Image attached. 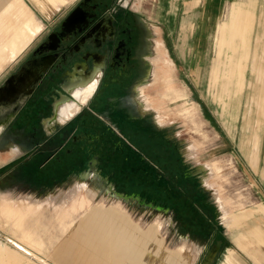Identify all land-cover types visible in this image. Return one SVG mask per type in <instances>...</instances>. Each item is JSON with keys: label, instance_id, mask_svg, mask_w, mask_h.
Instances as JSON below:
<instances>
[{"label": "rangeland", "instance_id": "rangeland-1", "mask_svg": "<svg viewBox=\"0 0 264 264\" xmlns=\"http://www.w3.org/2000/svg\"><path fill=\"white\" fill-rule=\"evenodd\" d=\"M24 1L43 23V28L51 26L74 2L70 0L48 17L37 1ZM139 1L153 3L152 17L158 27L156 39L163 40L165 51L175 62L173 80L177 88L183 87L187 92L183 100L197 106L199 118L203 120L199 130L193 129L185 118L175 116L174 108L183 100L163 99L159 94L160 83H152L143 94L146 93L145 97L152 107L159 109L168 128L177 134L185 160L202 169L197 174L204 191L197 189L193 182L195 191L189 195V205L187 200L180 201L177 213L161 211L155 208L159 204L156 201L148 202L139 196L133 198L134 194L127 198L111 195L110 189L95 177L82 181L69 178L60 184L56 180L37 182L22 172L16 163L1 166L11 156L3 155L0 156V242L10 246L6 241L11 239L48 264H190V255H187L189 245L185 242L189 241L198 251L193 264H199L207 248L220 239L221 246L211 264H228V256L233 252L242 264H257L236 246L233 235L239 229L244 231L255 223L261 224L264 219L251 217L239 229L232 230L227 226L234 223V213L252 209L257 202L264 203V180L257 168L244 162L245 156L238 147L240 120L228 133L211 109L205 93L209 63L214 54L216 25L232 0H197V4L189 9L184 8L185 3L193 0ZM261 1L263 4L257 26L259 35L254 42L253 56L246 61L244 90L238 99L240 113L248 116L244 119L245 130L251 133L252 119L256 121L264 107V0ZM185 21H191L195 29L200 25L205 29L206 52L192 49L194 36L187 45L181 42L178 28ZM246 47L251 55V47ZM197 54L205 55L201 67L192 63V55L197 57ZM5 57L0 58V68L4 65L0 69V76L12 62L9 55ZM162 59L160 47L159 56L154 60L159 61L158 67L163 65H160ZM260 134L258 162L263 168L264 122ZM123 156L120 160H123ZM213 160L222 161L221 172L218 173L211 163ZM228 161L232 162L231 166L226 164ZM177 168L181 180L185 171L181 158ZM127 169L125 167L124 172H128ZM179 184V195L181 188L186 194L184 182ZM118 187L120 191L127 188L131 193L145 190L128 183ZM204 224L207 225L206 231L200 232L194 228ZM7 236L10 238L6 240ZM23 238H27L29 243L22 241ZM250 247L259 248L264 253L261 244L251 243ZM35 258L24 255L19 264H42ZM5 259L0 264H8Z\"/></svg>", "mask_w": 264, "mask_h": 264}, {"label": "flooded vegetation", "instance_id": "flooded-vegetation-1", "mask_svg": "<svg viewBox=\"0 0 264 264\" xmlns=\"http://www.w3.org/2000/svg\"><path fill=\"white\" fill-rule=\"evenodd\" d=\"M152 7L139 0H74L40 29L26 46L28 67L0 98V156L11 155L1 166L16 163L42 183L95 177L115 197L134 194L174 213L180 201L190 204L193 182L204 191L202 169L185 160L177 134L143 94L159 81ZM70 103L74 111L60 113ZM8 110L13 114L6 121ZM180 182L186 190L181 196ZM127 183L145 190L120 191L118 185Z\"/></svg>", "mask_w": 264, "mask_h": 264}, {"label": "crops", "instance_id": "crops-1", "mask_svg": "<svg viewBox=\"0 0 264 264\" xmlns=\"http://www.w3.org/2000/svg\"><path fill=\"white\" fill-rule=\"evenodd\" d=\"M35 1L41 5L43 12H45L48 17H51L56 10L70 0ZM196 4L197 0L187 1L184 8L189 9ZM262 4L263 1L261 0H232L229 3V7L223 18L216 25L213 37L214 54L209 63L205 93L211 105V109L228 133L235 126L236 121L238 119L240 120L238 147L245 156L243 157L244 162L247 161L250 165L257 168L261 173L260 176H262L264 180V167L261 168L260 162H258V149L260 148L261 137L260 129L264 122V107L262 113L257 115V120L255 121L252 119L251 126L253 131L251 133V131L248 132L245 130L246 121L244 122V119H246V117L248 118V116L243 115V112L242 114L240 113V106L238 104L239 95L244 90L243 80L247 67H245L246 61L250 56H253L254 42L259 35L257 33V26L259 25L258 22ZM42 27L43 23L24 0H0V58H6L5 56L8 55L12 58L9 68L0 76V98L10 93L12 86H14L16 82L15 75L28 67V60L25 59V55L27 54L26 46ZM178 29L180 31V40L182 43L186 42L187 45V42L191 41L194 36L193 42L195 43H192V49L198 52L200 50V52L207 50L205 29L201 25L195 29L191 21H185ZM194 29L195 33L193 34ZM159 46L162 47L163 57L160 63V65H163L160 66L158 74V84L160 83L159 94L163 99H168L170 101L183 100L187 96V92H185L183 87L177 88L173 80L175 62L165 51L163 40H159ZM246 46L251 47V55ZM192 56V63L197 67H201L205 55L197 54V57H195V55ZM200 59H202L201 62ZM191 66L193 67V64H191ZM169 69L172 70L170 71ZM258 81H256L258 83L257 85H259ZM173 112L175 116L179 115L185 118L187 122H190L193 129L199 130V124L203 120L199 118L195 103H187V101L183 100L181 103L176 104ZM3 113L4 111L1 110L0 116H2ZM7 114L9 118H6V121H9L13 113L11 110H8ZM252 117L254 118V115H252ZM4 118L5 117L2 116L0 120ZM255 124H257L256 128ZM211 163L215 165L218 173L223 170L222 161L219 163L217 160H213ZM226 164L231 166L232 162L228 161ZM259 216L264 219L263 202H257L252 209L234 213L232 216L234 218V223L227 227L232 230L235 228L239 229L241 225L247 223L249 218H257ZM233 236L234 243L245 255L257 264H264L263 251L259 248L250 247L251 243L264 246V220L261 224L255 223L244 231L239 229ZM7 238L10 237L7 236L6 240ZM6 242H9L11 244L10 246L16 250L13 243L8 240ZM185 242L189 245L187 255H190V264H193L198 251L192 242ZM20 252L23 253V251ZM236 256L234 252L230 253L227 263L242 264L238 261L239 258ZM191 258H193L192 261Z\"/></svg>", "mask_w": 264, "mask_h": 264}, {"label": "bare ground", "instance_id": "bare-ground-1", "mask_svg": "<svg viewBox=\"0 0 264 264\" xmlns=\"http://www.w3.org/2000/svg\"><path fill=\"white\" fill-rule=\"evenodd\" d=\"M77 93V92H76ZM74 107L75 105L73 103H70V104H67L66 106H64L60 113L62 114H65V115H68L70 113H72L74 111ZM28 237V236H27ZM10 241L11 243H13V245L16 247V250L11 247V246H8L6 243H0V261L4 259V257L7 259V262L8 264H19L21 258L27 254V255H32V253L25 247V246H22L20 245L19 243L17 242H13L11 239L8 240ZM24 242L26 243H29V240L27 238H23ZM34 248V247H33ZM20 251H23L20 252ZM34 257H36L35 255H32ZM39 257V256H38ZM3 258V259H2ZM25 258V257H24ZM37 258V257H36ZM5 259V260H6ZM38 259V258H37ZM4 260V261H5ZM39 261H41L43 264H48V262H46L45 260H41V259H38ZM25 263H26V260H25ZM32 263V262H31ZM22 264V263H21ZM24 264V263H23ZM30 264V263H29Z\"/></svg>", "mask_w": 264, "mask_h": 264}, {"label": "water", "instance_id": "water-1", "mask_svg": "<svg viewBox=\"0 0 264 264\" xmlns=\"http://www.w3.org/2000/svg\"><path fill=\"white\" fill-rule=\"evenodd\" d=\"M219 249V242L214 243L212 246H210L204 256L202 257L199 264H211L216 253Z\"/></svg>", "mask_w": 264, "mask_h": 264}]
</instances>
